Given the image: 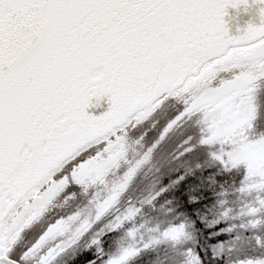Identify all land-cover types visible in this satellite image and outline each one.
<instances>
[{
  "label": "snow or ice",
  "instance_id": "1",
  "mask_svg": "<svg viewBox=\"0 0 264 264\" xmlns=\"http://www.w3.org/2000/svg\"><path fill=\"white\" fill-rule=\"evenodd\" d=\"M243 3L0 0V264H264Z\"/></svg>",
  "mask_w": 264,
  "mask_h": 264
},
{
  "label": "water",
  "instance_id": "2",
  "mask_svg": "<svg viewBox=\"0 0 264 264\" xmlns=\"http://www.w3.org/2000/svg\"><path fill=\"white\" fill-rule=\"evenodd\" d=\"M261 8H264V3H258L257 0H246V3L238 4L235 8L228 7L227 15L223 17L228 35L235 37L242 34L249 23L259 26L261 23L259 10ZM106 99L104 98V108L89 109L88 111L94 115L101 114L107 107Z\"/></svg>",
  "mask_w": 264,
  "mask_h": 264
}]
</instances>
